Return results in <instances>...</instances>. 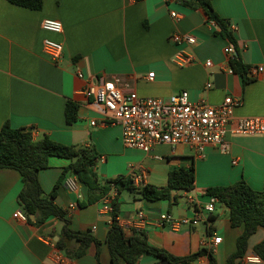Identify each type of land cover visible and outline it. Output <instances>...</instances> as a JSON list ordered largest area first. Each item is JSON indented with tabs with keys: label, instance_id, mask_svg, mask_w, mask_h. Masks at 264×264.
Returning a JSON list of instances; mask_svg holds the SVG:
<instances>
[{
	"label": "crops",
	"instance_id": "1",
	"mask_svg": "<svg viewBox=\"0 0 264 264\" xmlns=\"http://www.w3.org/2000/svg\"><path fill=\"white\" fill-rule=\"evenodd\" d=\"M217 13L231 22L237 39L235 52L247 69L250 80L229 71L231 59L225 47L231 42L217 34L215 23L202 7H191L180 0H44L42 9L33 10L0 0V130L6 121L14 128L33 131L35 139L48 135L73 145H94L99 158L95 170L102 177L144 173L145 182L164 187L174 168L194 166L195 187L174 190L170 199L149 200L135 191L120 194L119 220L136 227L138 212L145 214L141 229L151 245L162 247L176 256H187L204 247L213 236H221L214 256L219 264L237 249L243 225L232 226L229 208L210 202L207 188L245 180L252 188L264 190V135L228 133V151L209 145L204 156L193 148L157 144L151 151L126 147L118 124L103 121V105L83 93L86 77L104 75L119 79L125 89H134L142 97L167 98L187 90L192 101L206 100L219 105L225 97H241L235 117L264 115V72L251 77V67L264 66V0H212ZM178 12L179 19L171 16ZM46 18L59 19L63 32L42 28ZM174 32L191 33L193 45L174 43ZM63 42V54L54 61L44 50L43 41ZM192 54L196 62L181 65V52ZM236 56V55H235ZM208 59L211 66H206ZM233 68V67H232ZM153 78L149 79V73ZM211 83L207 89L206 84ZM79 103V117L69 124L66 103ZM92 121H96L92 124ZM236 161V162H235ZM70 158L50 156L49 166L39 172V181L48 195L54 189ZM65 175L57 189L55 203L67 210L70 227L91 233L99 241V261L112 264L107 243L109 214L103 213V199L87 202V188L79 182L77 192L70 191ZM23 188L21 173L14 168H0V264H99L97 245L91 243L84 255L67 254L63 261L54 256L52 241L62 237L65 221L51 215L40 226L15 217L22 211L19 193ZM78 195H81L79 197ZM76 207L69 209V203ZM171 213L178 219L199 218L197 224H184L172 230L160 223V214ZM264 239L259 226L249 238L248 249L238 264H264L254 252ZM70 244L75 245L74 241ZM77 245V244H76ZM249 260L248 257H255ZM162 260L144 254L138 264H162ZM194 264H210L206 255Z\"/></svg>",
	"mask_w": 264,
	"mask_h": 264
},
{
	"label": "trees",
	"instance_id": "2",
	"mask_svg": "<svg viewBox=\"0 0 264 264\" xmlns=\"http://www.w3.org/2000/svg\"><path fill=\"white\" fill-rule=\"evenodd\" d=\"M9 2L33 10H40L44 0H8ZM185 5L202 7L209 19L216 25V33L237 45V39L231 27V22L222 18L215 10L212 0H182ZM234 70L240 72L245 81L250 80L247 69L239 57L231 60ZM66 119L73 124L79 117V103L69 99L66 103ZM61 156L71 159V163L64 168L63 174L56 182L50 194H46L39 181V172L49 166L50 156ZM99 158L94 145H73L56 141L48 135L35 139L33 131L27 128H14L6 121L0 130V168H14L21 173L23 188L19 193L21 210L28 220L36 226L42 225L51 215L65 221L62 237L56 242L57 247L66 253L80 257L87 251L91 243L98 247L96 257L99 264V241L89 232L74 230L70 227L67 210L58 206L54 199L57 189L68 173H74L79 182L88 192L87 202L81 205L95 203L107 196L113 189L116 195L112 201L113 210L110 213V225L107 243L111 253L112 264H138L144 254H150L172 264L192 262L198 257L206 255L210 264H219L214 252L206 247L187 256H176L168 250L151 245L147 240L144 229L132 227L125 229L119 224L120 194L123 191H135L149 200L170 199L174 190H192L195 187V168L179 167L169 172L167 185L157 187L149 182L141 186L135 184L134 175L120 174L115 177H102L95 170ZM207 194L215 196L218 201L229 208L232 226L243 225V232L237 238V249L231 253L224 264H238L248 249L249 238L259 226L264 227V190L252 188L245 180L231 185L211 186ZM74 241L75 245L70 244ZM77 244V245H76ZM255 254L264 261V239L255 245Z\"/></svg>",
	"mask_w": 264,
	"mask_h": 264
},
{
	"label": "built area",
	"instance_id": "3",
	"mask_svg": "<svg viewBox=\"0 0 264 264\" xmlns=\"http://www.w3.org/2000/svg\"><path fill=\"white\" fill-rule=\"evenodd\" d=\"M169 1V0H164ZM182 2V0H180ZM173 18L179 19L181 15L176 11H171ZM42 28L54 32H63V23L59 19L46 18L42 21ZM174 43H187L193 45L196 37L191 33L174 32L171 35ZM45 52L54 60L58 61L63 54V42L45 38L43 41ZM235 47L232 43L225 47V52L232 60L235 56ZM181 65H189L196 62V58L187 52L182 51L179 58ZM212 60L208 59L206 66L212 65ZM232 67L229 68L231 72ZM248 72L251 77H257L264 72V66L251 67ZM78 76L85 80L83 93L91 97L95 102L105 108V123L118 124L122 129L123 144L130 148H139L146 152L151 151L157 144H168L175 148L178 145H186L194 151L204 156L209 145L219 147L223 151H228L230 143L227 139L228 133L243 135H264V115L240 116L235 117L234 109L243 102L241 97L227 96L219 105H212L206 100L192 101L189 92L182 90L171 94L167 98L161 97H142L134 89L121 87L119 79L115 76L107 78L104 75L86 77L82 71ZM154 73H149V79L153 78ZM212 84L207 83L206 88H211ZM96 121H92L95 124ZM236 162V161H235ZM135 184L141 186L145 183L144 173L141 171L134 175ZM66 185L70 191L77 192L79 185L78 179H68ZM116 195L113 189L103 198V213L109 214L110 224L113 210L112 201ZM81 197V195H78ZM218 199L210 197V202L206 204L207 211L215 209ZM76 207L73 201L69 203V209ZM22 220H28L23 211L14 214ZM160 223L166 224L172 230H179L184 224H197L199 218L190 220L189 218L178 219L171 213L163 212L160 214ZM119 224L125 229H129L125 223L119 220ZM145 224V214L142 210L138 212L136 227H143ZM221 236H213L205 242L204 247L215 252ZM55 248L54 256L59 261L66 258L64 250L57 247L56 242H51ZM249 260L258 259L248 257Z\"/></svg>",
	"mask_w": 264,
	"mask_h": 264
},
{
	"label": "water",
	"instance_id": "4",
	"mask_svg": "<svg viewBox=\"0 0 264 264\" xmlns=\"http://www.w3.org/2000/svg\"><path fill=\"white\" fill-rule=\"evenodd\" d=\"M235 55L237 56L238 53L235 52ZM67 254H70V252H67ZM161 262H162V264H172V263H170L168 261H165V260H162ZM179 264H194V263L193 262H182V263H179Z\"/></svg>",
	"mask_w": 264,
	"mask_h": 264
}]
</instances>
